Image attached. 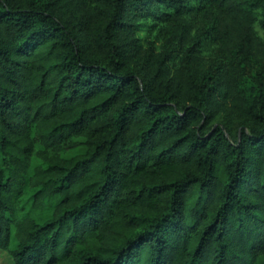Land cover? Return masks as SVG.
<instances>
[{
    "label": "trees",
    "instance_id": "16d2710c",
    "mask_svg": "<svg viewBox=\"0 0 264 264\" xmlns=\"http://www.w3.org/2000/svg\"><path fill=\"white\" fill-rule=\"evenodd\" d=\"M0 252L264 264V0H0Z\"/></svg>",
    "mask_w": 264,
    "mask_h": 264
},
{
    "label": "rangeland",
    "instance_id": "374dc122",
    "mask_svg": "<svg viewBox=\"0 0 264 264\" xmlns=\"http://www.w3.org/2000/svg\"><path fill=\"white\" fill-rule=\"evenodd\" d=\"M216 120H219V119H216ZM83 151H84V148L80 146V147H77L73 150L66 152L64 154V157H70V156L82 153ZM31 164H32V167H34L35 165L38 164V162H37V160L33 159ZM0 264H14V263H13L10 256H8L4 252H0Z\"/></svg>",
    "mask_w": 264,
    "mask_h": 264
}]
</instances>
